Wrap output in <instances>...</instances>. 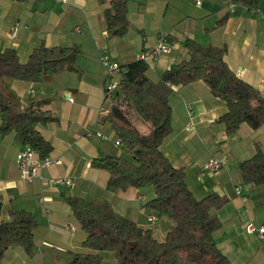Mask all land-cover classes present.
<instances>
[{
    "label": "crops",
    "instance_id": "0c3cea01",
    "mask_svg": "<svg viewBox=\"0 0 264 264\" xmlns=\"http://www.w3.org/2000/svg\"><path fill=\"white\" fill-rule=\"evenodd\" d=\"M126 1L129 28L112 36L106 30L105 5L98 0H0V49L13 47L25 61L38 45L73 46L78 66L43 82L3 81L21 103L30 97L48 99L44 108L57 118L37 128L51 144L47 155L58 159L41 169V177L26 180L15 157L27 145L13 132L0 134V218L6 219L10 209L25 208L37 220L31 252L22 245L10 246L3 264H68L75 252L85 250L86 233L66 200L69 196L106 199L159 240L172 223L146 204L154 196L152 185L113 192L106 187L109 172L91 165L102 153L121 152L110 123L103 119L108 99L102 56L121 64L154 48L164 35L169 51L148 58L147 75L157 80L166 68L188 57L184 41L192 38L225 46L229 67L264 94V12L259 11L264 10V0L253 6L233 0ZM168 102L171 129L161 150L172 165L184 168L187 185L197 198L208 193L228 197L216 210L222 222L214 232L218 247L233 264H264V241L245 230L248 221L264 224V184L244 180L238 166L256 146L264 151V124L252 128L242 122L227 134L222 120L226 103L201 79L174 85ZM137 126L148 130L140 121ZM210 155L222 160L213 171L203 168ZM61 177L74 184L51 181ZM151 214L155 219L150 221ZM102 255L100 264H117L112 251Z\"/></svg>",
    "mask_w": 264,
    "mask_h": 264
},
{
    "label": "trees",
    "instance_id": "16d2710c",
    "mask_svg": "<svg viewBox=\"0 0 264 264\" xmlns=\"http://www.w3.org/2000/svg\"><path fill=\"white\" fill-rule=\"evenodd\" d=\"M104 4L109 35H123L129 28L126 0H98ZM247 6L259 0H233ZM188 57L166 68L159 79L147 75L148 60L129 59L120 64L116 89L105 86L108 99L103 119L110 123L125 155L102 153L91 165L109 172L106 187L117 192L129 186L152 185L154 196L146 204L158 215L172 220L163 239L150 228L117 212L106 199L66 198L86 235L85 248L75 252L68 264H100L104 250L112 251L117 264H233L218 247L214 232L222 225L216 210L228 201L226 195L208 193L197 198L186 182L182 166L171 164L161 150V143L171 129L169 94L174 85L201 79L211 92L226 103L222 115L227 134L240 123L252 128L264 124V94L240 78L228 65L226 47L201 44L186 38ZM76 49L68 45H38L25 61L15 48L0 49V134L13 132L14 138L45 156L51 144L37 125L57 118L44 105L45 98L30 97L21 103L3 83L5 79L43 82L68 68L78 70ZM147 125L143 131L137 122ZM242 177L254 184H264V151L256 146L248 158L238 163ZM1 212V202H0ZM37 220L25 208H13L6 219L0 218V264L10 246L33 248V229Z\"/></svg>",
    "mask_w": 264,
    "mask_h": 264
},
{
    "label": "built area",
    "instance_id": "2783aa9c",
    "mask_svg": "<svg viewBox=\"0 0 264 264\" xmlns=\"http://www.w3.org/2000/svg\"><path fill=\"white\" fill-rule=\"evenodd\" d=\"M193 1L195 4H200L202 0ZM259 11L264 12V10L261 9H259ZM169 48L170 47L166 37L164 35H160L154 48H152L151 50H144L139 54L138 57L145 60H148V58L150 57L155 58L159 53L169 51ZM101 63L106 68L107 74L111 76L116 74L120 68V64L117 61L110 59L107 55L101 57ZM105 86L108 89H113L116 84L114 81H111L110 84H106ZM69 99L72 98L70 97ZM100 135L105 137V135L103 134ZM115 143L119 144V140L117 138L115 140ZM15 161L20 171V175L26 180H32L34 177H41V169L52 162H57L58 159L52 158L49 155L39 156L33 147L27 145L18 150V152L16 153ZM221 163L222 160L219 156L210 155L203 163V168L205 170L213 171L218 168ZM51 181L65 183L70 186L74 184L72 179H70L69 177L52 178ZM147 218L151 221L155 219V216L151 214ZM245 230L247 232H255L259 239L261 241H264V224H258L253 221H248L245 224Z\"/></svg>",
    "mask_w": 264,
    "mask_h": 264
},
{
    "label": "rangeland",
    "instance_id": "374dc122",
    "mask_svg": "<svg viewBox=\"0 0 264 264\" xmlns=\"http://www.w3.org/2000/svg\"><path fill=\"white\" fill-rule=\"evenodd\" d=\"M106 69V68H105ZM107 71V70H106ZM117 80H118V78H117V75H109V74H107L106 75V84H110V82L111 81H114L115 82V84H116V86L113 88V89H116V87H117ZM105 106H108V101H106L105 102ZM120 148V150H121V152H120V154H122V155H125V153H124V151L121 149V147H119ZM119 150V151H120ZM115 151H118V150H115Z\"/></svg>",
    "mask_w": 264,
    "mask_h": 264
}]
</instances>
